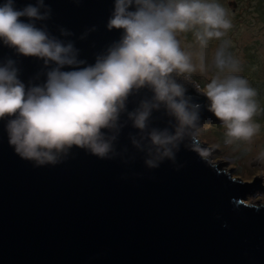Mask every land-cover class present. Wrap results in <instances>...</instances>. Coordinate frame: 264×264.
<instances>
[{"label":"water","instance_id":"95a60500","mask_svg":"<svg viewBox=\"0 0 264 264\" xmlns=\"http://www.w3.org/2000/svg\"><path fill=\"white\" fill-rule=\"evenodd\" d=\"M35 3L15 0V7ZM114 3L44 0L50 15L36 26L71 42L85 62L80 67L92 65L122 35L107 28ZM7 59L26 86L42 84L54 67L0 42V63ZM185 89L200 105L198 126L186 132L174 162L154 169L131 146L130 124L116 143L117 151L127 148L120 157L102 160L73 148L61 163L36 167L15 154L0 121V264H264V205L245 201L258 185L264 190V180L243 183L206 156L214 149L199 142L197 131L215 116L207 99ZM151 95L141 89L127 110ZM174 125L163 108L153 111L152 127L172 132Z\"/></svg>","mask_w":264,"mask_h":264},{"label":"clouds","instance_id":"9594fccd","mask_svg":"<svg viewBox=\"0 0 264 264\" xmlns=\"http://www.w3.org/2000/svg\"><path fill=\"white\" fill-rule=\"evenodd\" d=\"M49 15L44 0L22 9L15 0L0 4V42L19 55L41 59L46 68L54 65L42 84L26 86L12 59L0 63V121H5L8 143L21 159L36 167L56 165L73 148L115 159L127 152L117 151L116 143L130 124L136 133L129 134V142L144 154L146 167L174 162L184 135L199 119L200 105L190 102L184 85L207 98L208 110L226 130L225 143L248 142L257 133V93L235 74L238 62L227 52V43L215 50L210 65L206 62L209 41L224 37L232 27L215 0H115L107 28L123 30L122 35L85 67H80L85 62L77 59L71 42L36 26ZM189 32L198 45L195 53L183 50L178 39ZM61 34L69 35L64 30ZM65 66L74 70L62 71ZM210 67L217 74L200 91L193 74H206ZM141 89H148L151 97L128 111L129 97ZM161 108L174 118V131L151 126L153 111Z\"/></svg>","mask_w":264,"mask_h":264},{"label":"rangeland","instance_id":"374dc122","mask_svg":"<svg viewBox=\"0 0 264 264\" xmlns=\"http://www.w3.org/2000/svg\"><path fill=\"white\" fill-rule=\"evenodd\" d=\"M221 5L231 21L232 27L224 37L210 40L206 49V62L210 65L217 48L227 43V52L238 62L235 73L246 79L250 87L255 89L257 112L253 123L258 125L257 133L248 142L225 143V128L215 118H205L199 126L197 135L200 143L213 147V152L206 156L221 170L234 178L247 183L264 180V0H215ZM178 39L181 48L195 53L198 45L193 33L180 34ZM217 74L214 68L206 74H193V81L200 91ZM178 83L182 81L177 78ZM192 89L193 96L207 99L192 85H184ZM248 204L264 205V190L250 194L246 198Z\"/></svg>","mask_w":264,"mask_h":264},{"label":"flooded vegetation","instance_id":"af4514ba","mask_svg":"<svg viewBox=\"0 0 264 264\" xmlns=\"http://www.w3.org/2000/svg\"><path fill=\"white\" fill-rule=\"evenodd\" d=\"M256 188H258V189H257V190H254L255 192H257V191H262V190H263V187H261V186H259V185H258ZM255 192H254V193H255Z\"/></svg>","mask_w":264,"mask_h":264},{"label":"bare ground","instance_id":"6f19581e","mask_svg":"<svg viewBox=\"0 0 264 264\" xmlns=\"http://www.w3.org/2000/svg\"><path fill=\"white\" fill-rule=\"evenodd\" d=\"M183 49V48H182ZM183 50H185V49H183Z\"/></svg>","mask_w":264,"mask_h":264},{"label":"trees","instance_id":"16d2710c","mask_svg":"<svg viewBox=\"0 0 264 264\" xmlns=\"http://www.w3.org/2000/svg\"><path fill=\"white\" fill-rule=\"evenodd\" d=\"M186 88V87H185ZM212 113V112H211Z\"/></svg>","mask_w":264,"mask_h":264}]
</instances>
